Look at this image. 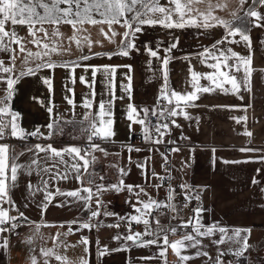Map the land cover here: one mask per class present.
Returning <instances> with one entry per match:
<instances>
[{
	"label": "crops",
	"instance_id": "1",
	"mask_svg": "<svg viewBox=\"0 0 264 264\" xmlns=\"http://www.w3.org/2000/svg\"><path fill=\"white\" fill-rule=\"evenodd\" d=\"M162 6L168 7V0H159ZM213 4L217 0H212ZM228 7L226 10H217L214 15L225 20L233 21L234 18L230 12L236 11L240 17L252 6V0H247L242 7L239 0H227ZM201 10L206 8L205 4H200ZM264 13V8H259ZM159 15V14H157ZM241 21L235 20L233 26L240 25ZM39 27V25H37ZM49 36L54 26L45 24ZM86 31L78 33L82 40V48H78L74 42L69 41L73 35V29L70 25L61 24L59 27L62 37L58 38L64 48L70 45V52L62 54H51L52 61L58 64L76 62L83 66L76 67L72 73L69 68L57 67L55 69L42 68L38 69L34 75H23L28 68H36L38 64L45 62L49 57L43 60L30 57L25 63L27 53H20L18 46L16 48V59L14 72L10 74L0 73V77L10 76L12 79L19 77L18 82L14 85L13 95L10 100L11 111L19 114L17 123L20 128L26 132L39 130L48 135L49 129L47 124L51 122V114L48 108L53 109V114L62 116L65 121H75L74 124H65V142H59L57 137L62 135L54 134L45 144L51 143L56 148H62L67 145H77L83 147L87 142V132L81 131L87 126L83 121L86 109L82 106L84 99L87 97L93 99V109L95 112L96 105L101 101L113 100L112 111L114 119L115 136L112 138L113 143H102L109 153L104 156L96 152L97 161L90 166L89 172H95L97 184L114 185L118 184L121 175L119 169H124L127 173L123 176L126 185L140 186L157 201L163 203H172L176 211L173 212L167 208L161 209L164 213L160 215L161 224L176 225L187 221L193 216V210L202 207L205 211L202 213L203 223L205 225L217 224L229 229H251L248 236L250 248L244 253L238 261L241 264H262L264 261V28L251 27V56H252V75L250 77L251 91L243 87L239 94L229 92L225 94L222 90L217 89L211 93H199L200 98L195 101L197 107H190L186 111L192 119L185 120L183 117L176 118L180 128L170 127V134L163 137L164 143L152 144L144 139L142 144H133V136L142 131L139 124H133L131 132L129 131V121L127 111L129 104H133L137 109L147 108L150 110L148 120L150 121L151 110L158 103L162 87L164 86V76L161 61L150 57L146 48L150 47L157 50L161 58L170 55L172 59L167 65V87L169 90L177 92L192 91L190 69L197 73H209L212 69L208 68L200 61L202 57L198 54L206 48H211L213 44L219 41L225 34L223 27H213L209 29L198 27H185L183 29H165L157 26H143V31L136 34L135 43L138 51H131L128 57L116 55L121 48L122 35L125 28L119 24H114L112 28H119L115 39L104 40L105 37L100 29L109 33L108 26L105 25H85ZM14 31L22 39L28 51L33 53L43 52L42 47H37L31 43L33 37L29 35L28 28L22 25H16ZM87 36L92 41L91 49L83 41ZM37 38H43V33L38 32ZM235 39L239 40V36ZM52 44V40L45 41ZM177 47L168 53L166 49L173 43ZM223 49L231 48L233 51L242 56L249 55V49L243 42L221 45ZM101 54V55H97ZM111 54V58H108ZM11 53L0 51V59L5 61V65L10 64ZM91 57L82 60V57ZM211 61H209L210 63ZM233 61H230V63ZM117 66L114 75L97 71L93 83V71L91 67L85 70L84 66ZM124 65H131V101H129V92L125 86L129 80L125 75L128 72ZM239 80H243V72L235 73ZM75 78L73 84L72 79ZM85 77L88 84L80 82V77ZM51 78L52 87L49 90L44 80ZM201 85H208L205 79L200 80ZM225 87H230L225 85ZM6 84L0 81V99L5 95ZM69 89L74 90L73 92ZM94 91V98L92 92ZM243 97L242 99L240 97ZM119 97H124L119 99ZM67 98H72L75 104L68 103ZM9 103V101H4ZM227 106V107H226ZM246 109V111H244ZM143 115V113H141ZM247 116L246 123L236 122V118ZM74 130L67 131L68 128ZM245 131L251 132V136L244 135ZM182 137H188L183 139ZM170 141H175L173 147H178L180 151L172 152L171 158V180L172 183L167 185L164 179L162 164L165 162L162 150L164 146L170 145ZM35 145V144H34ZM16 143L11 147L17 152L23 150L18 148ZM31 146V145H30ZM140 149V151H128V147ZM258 149L256 152H242L241 149ZM215 149V151H213ZM31 153H26L20 157V163H26L31 158ZM44 154L41 153V156ZM131 157V159H129ZM227 161L228 163H225ZM240 161V163H235ZM247 161V162H245ZM138 164H144V168L137 167ZM259 170V171H258ZM155 174V175H154ZM147 175V179L145 178ZM103 176L101 181L99 177ZM47 179V177H44ZM253 179L258 183L253 184ZM87 174L84 176L85 185L88 186ZM41 185V178L35 173L28 176L21 174L17 186L12 190V199L17 207L28 218L27 221L17 220L16 223L21 226L11 233L5 232L0 234V244L6 238L8 247H0V264H30L29 257L32 255V248L36 249V255L39 257L41 247L52 248L53 241L51 237L60 233V239L65 240L70 245H76L74 248H68L66 255L73 261L80 257H86L89 264H164L162 259H144L145 257H155L159 249L152 245L147 247H137L131 241H126L125 236L129 234L128 225L118 219V217H128L135 215L133 205L136 203L135 195L139 188H134L133 192L128 191H107L103 193L100 199L104 202L100 208V216L90 219V212L85 210L83 202L67 203L68 197L55 196L51 203L48 204L47 210L41 212L40 205L45 203L43 192L29 191L27 185ZM50 191L59 187L61 191H71L81 187L74 178L60 181H49ZM155 185H161L158 189ZM181 185L189 186V195L200 196V200L195 198L190 201L185 200V191ZM171 187L175 190V196L172 201L168 200V189ZM140 199L147 200L148 197L141 195ZM130 201V203H129ZM64 202V206L61 203ZM186 205V206H185ZM7 207V205H5ZM108 207V212L114 213V216H105L103 208ZM91 210H96V198L91 201ZM155 214V213H154ZM10 215H17L11 212ZM175 217V219H173ZM87 221L92 225V230H77V225L72 224L73 233L65 237L63 233L69 231V224L72 221ZM135 223V222H133ZM131 224V231H145L144 225L141 228ZM119 224L120 227H108L107 225ZM37 225L39 234H36ZM63 225V227H58ZM153 224V228H155ZM191 231V228L187 229ZM120 236L116 240L114 237ZM163 235V233H161ZM231 235V233H229ZM242 235H246L242 233ZM82 237L89 240L87 252L85 245L80 244ZM32 238L33 243L29 245L26 241ZM169 233V239H175ZM220 238L219 233L211 238H203L202 251H207L211 260L205 256H196L197 249H189L187 254L195 257L187 264H214L218 255L217 246L212 243L213 240ZM145 240L154 239L153 236H145ZM98 242V243H97ZM240 245L225 243L220 248H238ZM107 248L105 255H100V251ZM117 249H120L117 251ZM58 251H65L58 249ZM224 264H234L237 258L232 255L222 257ZM168 264H178L177 257L171 249L167 252ZM42 264V258H41ZM52 264H56L53 260Z\"/></svg>",
	"mask_w": 264,
	"mask_h": 264
},
{
	"label": "snow or ice",
	"instance_id": "2",
	"mask_svg": "<svg viewBox=\"0 0 264 264\" xmlns=\"http://www.w3.org/2000/svg\"><path fill=\"white\" fill-rule=\"evenodd\" d=\"M241 7L247 3V0H239ZM170 6H162L159 0H0V51H8L11 53L10 64L5 65V61L0 59V73L10 74L14 72V65L16 59V48L12 45L18 46L20 53H27L25 56V63L28 62L30 57H35L43 60L44 57L49 59L41 64H38L36 68H28L27 72H22L20 75H34L38 69L47 68L55 69L57 67L69 68L72 73L75 72L76 67L83 65L72 62L58 64L52 61L51 54H62L63 52H70V45L68 48H64L63 44L58 38L62 37V33L59 30L61 24L70 25L73 29V35L69 37L70 42H74L78 48H82V40L78 37V33L86 31L85 25H107L111 36L108 32H105L103 28L100 29L101 33L111 40L117 33L112 29L114 24H119L125 28V32L122 35L121 48L115 53L119 56L128 57L131 51H138L135 43L136 34L143 31V26H161L165 29H183L185 27H198L209 29L213 27H223L226 30V34L211 48H206L198 55L202 57L201 63L205 64L208 68L212 69L209 73H197L193 69H190L191 76V88L192 91L177 92L174 89L169 90L167 87V65L172 59L170 55L161 58L157 50L152 48H146L150 57H154L161 61L162 71L164 76V86L162 87L160 96L158 97V103L154 109L151 110V115L157 116L161 122L153 124L148 120L150 110L147 108L137 109L133 104H129L127 111V119L129 121V131L133 124H139L142 127L144 139L152 144L164 143L163 137L170 134V125L176 128H180L181 125L177 123L176 118L183 117L185 120L192 119L186 109L190 107H197L195 101L200 98L199 93H211L217 89L222 90L225 94L232 92L233 94H239L243 87L247 91H251L250 77L252 75V56H251V38L249 35L251 27L264 28V13L259 11V8H264V0H252V6L245 12L244 17H240L236 11L230 12V15L234 18L233 21L225 20L221 17L214 15L217 10H226L228 7L227 0H217L213 4L212 0H168ZM200 4H205L206 8L201 10ZM159 14V15H157ZM130 17V18H129ZM241 21L240 25L233 26L234 21ZM45 24H51L54 26L51 36H49L48 30L44 27ZM16 25L26 26L28 28L29 35L33 37L31 43L37 47H42L43 52L33 53L28 51L22 42V39L17 36L14 31ZM39 25V27H37ZM43 33V38H37V33ZM239 36V40L235 39ZM83 41L91 49L92 41L89 37L84 36ZM52 40L50 46L45 42ZM249 49V55L242 56L239 53L233 51L231 48L223 49L221 45L228 43H241ZM177 47V43L173 42L166 51L171 53L174 48ZM101 55V54H97ZM91 57H82V60L90 59ZM108 58H111V54H108ZM209 61H211L209 63ZM230 61H233L230 63ZM85 70L88 67L93 71V83L95 74L97 71L114 75L117 66H84ZM128 69L125 74L129 80V84L125 86L126 91L129 92L128 99L131 101V65H124ZM243 72V80H239L235 73ZM19 77L12 79L8 77H0V81L6 84V95L0 99V141H4L6 137H12L20 141H27L29 137H36L37 139L50 140L54 134L63 135L65 124H74L75 121H65L62 116H56L53 114V109L48 108L51 114V122L47 124L49 129L48 135L39 130L33 132H26L23 128H20L17 123L19 114L11 111L10 100L13 95L14 85L18 82ZM205 79L209 82L208 85H201L200 80ZM73 84L75 78L72 79ZM80 82L88 84L85 77H80ZM44 83L48 85L49 90L52 87L51 78L44 80ZM229 85L230 87H225ZM91 88L92 84H88ZM73 92L74 90L69 89ZM94 98V91L92 92ZM124 97H119L123 99ZM243 98L242 96L240 97ZM68 103L75 107L72 98H67ZM9 101V103H4ZM162 101L163 103H160ZM113 100L101 101L96 105L95 112L93 109V99L85 98L83 107L87 110L83 116L84 121L87 122V126L82 128L81 131L87 132V144L84 147L77 145H67L62 148H56L51 143L47 145H41L39 143L35 145H26L23 150L17 152L15 148L11 147L7 143H0V234L5 232L11 233L21 225L16 223L17 220L27 221V217L17 207L15 201L12 199L11 192L17 186L19 176L21 174L31 176L35 173L41 178V185L33 186L31 183L27 185L29 191L33 194L35 192H43L44 201L40 205L41 212L47 210L48 204L54 199L55 196H63L70 198L67 203L83 202L85 210L90 212V219L100 216V208L103 205V201L100 197L107 191H128L133 192L134 188H139V191L135 192L137 197L136 203L133 205L135 215L128 217H118V219L124 221L129 228V234L124 237L126 241H131L137 247L156 246L159 252L155 257H145L144 259H162L164 264H168L167 252L169 249L177 257L178 264H187L188 261L195 257L188 255L189 249H197L196 256H205L211 260V256L207 251H202L203 238H211L219 233L220 238L213 240L217 246L218 255L214 264H224L222 257L226 255H232L237 258V261L244 256V253L250 248L248 244V236L251 234V229L234 228L229 229L227 227L219 226L217 224L205 225L203 223L202 213L205 211L202 207H197L193 210V216L187 221L181 222L177 227L165 228L160 221V215L164 213L161 209H169L173 212L176 211L175 205L172 203H163L161 201L154 200L145 190L140 186L126 185L123 180V176L127 173L124 169H119L121 179L118 184L104 185L97 184L95 179V172H89L90 166H93L97 157L96 152L102 153L107 156L109 153L106 148L102 146V143H113V137L115 136L114 119L112 104ZM227 107V106H226ZM246 111V109H244ZM143 113V115H141ZM168 120L169 122H163ZM244 121L246 123L247 116L236 118V122L240 123ZM155 133V135H153ZM244 135L251 136V132L245 131ZM188 139V137H182ZM100 141L102 143H97ZM175 144V141H170ZM128 151H140V149H133L131 146H127ZM170 151L178 152V147L172 148ZM215 151V149H213ZM242 152H256L258 149H241ZM26 153H31V158L26 163H20V157ZM41 153L44 155L41 156ZM165 162H167V156H163ZM131 159V157H129ZM247 162V161H245ZM264 162V158L261 159ZM225 163H228L225 161ZM235 163H240L236 161ZM137 167L144 168V164H138ZM259 171V170H258ZM87 174L88 180L86 181L88 186L85 185L84 176ZM155 175V174H154ZM47 177L45 179L44 177ZM74 178L81 187L71 191H61L59 187H56L54 191H50L49 181H60ZM147 179V175H145ZM102 181L103 176L99 177ZM157 179L163 180V177H157ZM258 183L253 179V184ZM158 189L161 185H155ZM183 191H185V200L190 201L195 198L200 200L199 195L195 197L189 195V186L181 185ZM148 197L147 200L140 199V196ZM175 196V190L169 187L168 200L172 201ZM93 197L96 198V210H91V201ZM130 203V201H129ZM7 205V207H5ZM64 206V202L61 205ZM186 206V205H185ZM16 212L17 215H10L11 212ZM155 213V214H154ZM105 216H114V213L105 212ZM175 219V217H173ZM143 224L145 231L132 232L131 224ZM72 224H76L77 230L88 229L92 230L93 227H99L100 225H92L87 221H72L69 224V231L63 233L65 237L73 233L71 227ZM155 224V228H153ZM108 227H120L119 224L107 225ZM39 227L37 225L36 234H39ZM58 227H63L59 225ZM191 228V231L187 229ZM163 233V235H161ZM169 233L177 238L170 240ZM231 233V235H229ZM245 233L246 235H242ZM61 234L57 233L51 237L53 241V247H41L39 249V257L35 254L36 249L32 248V255H30V264H52L54 260L56 264H77V261L71 260L66 255L68 248H74L76 245H70L65 240L60 239ZM145 236H153L154 239L145 240ZM114 239L119 240L121 237L118 235ZM26 243L31 245L33 239L29 238ZM80 244L85 245V251L87 252V246L89 240L86 237H82ZM98 243V242H97ZM225 243L238 244V248H228L224 250L220 248V245ZM0 247L7 248L8 240L5 238ZM63 249L65 251H58ZM120 249H117L119 251ZM107 248L100 251V255L107 254ZM78 264H89L86 257H80Z\"/></svg>",
	"mask_w": 264,
	"mask_h": 264
},
{
	"label": "built area",
	"instance_id": "3",
	"mask_svg": "<svg viewBox=\"0 0 264 264\" xmlns=\"http://www.w3.org/2000/svg\"><path fill=\"white\" fill-rule=\"evenodd\" d=\"M160 103H163L162 101H160ZM150 121L155 124V123H158V122H161L159 120V118L157 116L155 117H151ZM163 122H169L168 120H164ZM171 127V125H170ZM153 135H155V133H153ZM48 141V139H37L36 137H29L27 139V141H20L18 139H15V138H12V137H6L4 141H0V143H7L9 144L10 146H12L13 143H16L17 145H20L22 147H25L26 145L30 146V145H34V144H45L46 142ZM96 142H100V141H96ZM132 143L133 144H142L143 143V132L142 131H139L137 132L134 136H133V139H132ZM87 142L84 144V146H86ZM173 147V144L170 143V145L168 146H164L162 147L163 150H162V155H166L167 156V162H164L162 164V169L164 171V182L167 184V185H170L172 183V180H171V169H172V166H171V158H172V151H170ZM103 211L104 212H108V207H104L103 208ZM133 225L135 227H138V228H141L143 227L142 224H136V223H133ZM166 228L168 227H173V226H176V225H165Z\"/></svg>",
	"mask_w": 264,
	"mask_h": 264
},
{
	"label": "rangeland",
	"instance_id": "4",
	"mask_svg": "<svg viewBox=\"0 0 264 264\" xmlns=\"http://www.w3.org/2000/svg\"><path fill=\"white\" fill-rule=\"evenodd\" d=\"M129 18H130V17H129ZM112 29H113V28H112ZM113 30L116 32V31L119 30V28H114ZM116 33H117V32H116ZM108 34H109V36H111V32H109ZM107 39H108V38L103 37V42H104V40H107ZM112 39H115V36L112 37L111 40H112ZM64 130H65V127H64ZM70 130H74V128H70V127H69V128L67 129V131H70ZM57 140H59V142H62V143L65 142V135H62V136L57 137ZM17 147L20 148V149L23 148V147L20 146V145H18ZM83 147H84V146H83ZM239 261H240V260H239ZM241 263H243V262H239V264H241ZM234 264H238V261L236 262V260H235ZM262 264H264V261L262 262Z\"/></svg>",
	"mask_w": 264,
	"mask_h": 264
}]
</instances>
